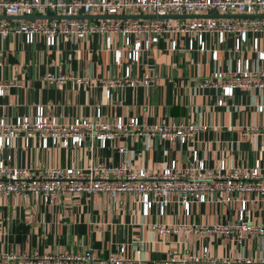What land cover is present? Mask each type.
<instances>
[{
  "label": "crops",
  "instance_id": "1",
  "mask_svg": "<svg viewBox=\"0 0 264 264\" xmlns=\"http://www.w3.org/2000/svg\"><path fill=\"white\" fill-rule=\"evenodd\" d=\"M10 19L16 21L19 17ZM168 38L161 37L132 64L125 55L117 64L113 51L105 48L104 39L98 35H60L54 46H47L39 35L31 44L25 43L19 33L0 38V82L10 83L0 96V118L6 123H13L18 116L33 119L41 106L63 124L75 118L113 123L119 117L126 120L136 116L150 125L179 121L208 126L183 144L157 135H127L111 139L104 148L90 138H84L81 146L63 147L49 142L44 147L39 137L25 139L21 133L10 146L0 149V158L9 156L7 165L27 167L35 174L50 167L123 161L158 173L172 161L178 166L187 164L193 153L209 167L224 162L226 167L249 168L256 160L264 165V109L257 110L264 102V89L236 88L231 96H222L219 88L199 87L203 77L233 68L236 55L231 50L232 38L220 44L215 36L206 34L203 51H188L181 35L176 37L179 48L172 51ZM121 44L122 37L117 36L114 47ZM214 49L218 51L217 60L210 56ZM126 65L133 75L156 73L155 81L149 86H113L106 95L102 80L119 78ZM46 74L62 76L63 82H50ZM120 147L126 151L120 152ZM239 197L236 194L229 203L215 202L214 196L204 203L193 202L189 216L177 202H172L162 216L157 206L143 216L138 195L130 192L115 196L104 192L69 193L52 203L40 202L31 194H0V254H91L94 263L101 264L124 245L129 264H136L138 259L150 264L171 255L200 254L206 246L209 256L220 260L218 264H264L257 236L245 237L242 244H237L223 236L159 233L148 226L157 221L232 222L240 207ZM244 197L246 220L264 223V200L255 193Z\"/></svg>",
  "mask_w": 264,
  "mask_h": 264
},
{
  "label": "built area",
  "instance_id": "2",
  "mask_svg": "<svg viewBox=\"0 0 264 264\" xmlns=\"http://www.w3.org/2000/svg\"><path fill=\"white\" fill-rule=\"evenodd\" d=\"M66 15L64 18H32V15ZM149 15L155 18H87L78 15ZM232 15L212 17L208 15ZM235 15H240L235 17ZM173 15H198L197 17H170ZM207 15V16H200ZM6 16H18L16 21ZM235 17V18H234ZM11 33H19L25 43L31 44L37 35L42 36L47 46H54L57 37L69 35L84 38L98 35L104 39L105 48L112 50L114 61L119 64L123 56L129 64L138 62L142 52L149 51L161 37H169V49L176 51V37L186 39L188 51L206 49L204 35L216 37L221 44L232 38V51L236 55L233 68L216 71L203 77L200 88L215 87L222 96H231L236 88L251 90L264 89V0H0V38ZM117 36L122 37L121 46L114 47ZM210 56L217 60V49ZM50 82H63L64 77L46 74ZM156 79V73L145 71L133 75L129 65L119 78L102 80L105 94L109 95L113 86L134 87L138 84L149 86ZM8 82H0V96ZM222 100L218 101L221 104ZM264 109V102L257 106ZM208 128L199 123L150 125L136 116L126 120L119 117L113 123L100 119L75 118L68 124L60 123L54 116L47 115L39 106L34 118L18 116L11 124L0 118V149L10 146L12 140L24 134L25 139L39 137L42 146L61 144L63 147L81 146L84 138L96 139L101 148L111 139L137 135L144 138L159 136L164 140H186ZM255 130L257 128L255 127ZM264 138V130L261 132ZM120 152L125 148L120 147ZM10 157L0 158V194L23 196L31 194L43 203L59 200L64 194L82 193L92 195L97 192L115 196L119 192L138 195L141 213L148 216L150 210L158 207V214L164 215L172 202L182 205L184 214H191L193 202L204 203L212 196L218 203H229L240 195V207L232 222L188 223L151 222L148 226L159 233L186 235L223 236L237 244L245 237L257 236L259 249L264 254V223L248 222L244 216L247 193H255L264 200V165L256 160L254 165L226 167L224 162L218 167H209L193 153L190 162L178 166L175 161L158 173L145 168H135L126 161L118 164L89 163L85 167H50L35 174L27 167L7 165ZM125 246L118 253L110 254L101 264H129L124 257ZM14 261L30 264H95L91 254H0V264ZM218 258L210 257L208 248L200 254L184 253L171 255L150 264H218ZM249 261V260H248ZM264 262V257L261 259ZM136 264H149L138 259Z\"/></svg>",
  "mask_w": 264,
  "mask_h": 264
},
{
  "label": "water",
  "instance_id": "3",
  "mask_svg": "<svg viewBox=\"0 0 264 264\" xmlns=\"http://www.w3.org/2000/svg\"><path fill=\"white\" fill-rule=\"evenodd\" d=\"M198 15H173L170 17H197ZM200 16H207V15H200ZM212 17H231L232 15H218V14H212L208 15ZM234 16H240V15H234ZM7 18H10L11 16H6ZM26 17H32V18H64V17H70L66 15H32V16H26ZM73 17H87V18H122V17H128V18H155L159 17L154 14H149V15H116V16H108V15H98V16H93V15H78V16H73Z\"/></svg>",
  "mask_w": 264,
  "mask_h": 264
}]
</instances>
